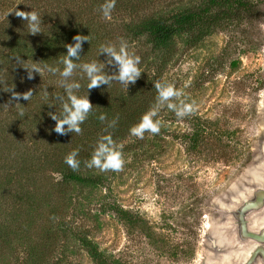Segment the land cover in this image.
Here are the masks:
<instances>
[{"label": "rangeland", "instance_id": "374dc122", "mask_svg": "<svg viewBox=\"0 0 264 264\" xmlns=\"http://www.w3.org/2000/svg\"><path fill=\"white\" fill-rule=\"evenodd\" d=\"M90 1L0 0V38L11 35L13 27L28 30L15 10L37 12L42 30L54 14L65 20L76 13L82 23L89 21L84 7ZM201 1L155 0L135 15H92L101 31L88 42L83 63L103 64L112 74L116 68L99 54L100 46L119 49L123 42L129 54L140 57L142 73L127 90L116 81L87 90L88 80L77 68L70 78L81 85L77 95L88 92L90 100L97 89L102 103L129 118L133 109L144 114L155 104L153 84L162 81L183 89L197 108L183 119L162 108L157 135L138 139L130 127L123 130V139L114 141L123 146L122 171L77 170L98 183L65 182L53 168L66 152L94 150L109 134L107 126L100 125V136L90 127L80 134L55 133V121L49 115L39 118L37 111L43 103L52 104L57 114L62 110L54 98L65 95L59 74L45 69L28 80L23 67L31 68V62L2 68H9L14 91L32 89L34 97L6 106L11 93L0 83V264H96L79 247L78 236L90 240L107 264H239L256 241L247 227L264 222V190L257 189L264 183V0H254L259 10L253 19L226 22L195 45L183 36L155 49L144 37L125 35L129 21L168 16ZM21 108L26 121L17 117ZM17 164L24 174L8 178L9 166ZM121 210L136 221L123 218ZM258 243L263 248L264 237ZM257 247L245 264L260 255Z\"/></svg>", "mask_w": 264, "mask_h": 264}, {"label": "trees", "instance_id": "16d2710c", "mask_svg": "<svg viewBox=\"0 0 264 264\" xmlns=\"http://www.w3.org/2000/svg\"><path fill=\"white\" fill-rule=\"evenodd\" d=\"M64 1V0H62ZM155 0H116L115 7L112 12H127L128 14L135 15L136 12L145 8L144 5L152 4ZM105 3V0H92L88 5L84 7L85 14L90 16L89 21L82 23L77 17L76 13L69 19H58L53 16H49L48 25L43 26L41 33L37 35L28 34V30L25 31L24 26L22 28L13 27V33L1 37L0 41V75L2 77H8L6 79L7 86H12L15 80L13 77L7 75V71L12 70L11 67L17 65L15 56H20L21 60L28 63H37V66L44 68L45 65L63 66L59 61L67 53V49L63 46L64 44L74 43L72 37L80 34L88 36V41L97 40L101 29L98 28L95 22L92 20L94 12L96 14H102L100 6ZM259 10V6L254 0H202L199 4L187 7L182 10H178L168 16L141 18L138 22L134 23L129 21L124 28L125 34L131 39H138L144 37L146 41L155 49L166 46L176 37H187L189 42L193 45L199 43L202 39L207 37L215 31L217 28L222 27L226 22H238V21H249L256 17ZM73 22V24H69ZM101 37V36H100ZM88 42L82 44V51L80 52L79 60H75L74 63L81 64L84 61V55L88 51ZM5 49L6 53L2 56L1 50ZM9 64V68L3 70L2 68ZM9 70V71H10ZM5 74V76H3ZM4 87V84L2 85ZM155 90V89H154ZM152 93H157L154 91ZM151 93V94H152ZM102 92L95 90L93 94H90V101L93 105L92 111L88 115L87 119L80 125L81 128H95L100 130L99 136L103 133L101 131L102 126H107L109 134L112 136L114 141L123 139L125 133L123 130H127L128 127L139 122L144 110L133 109L134 113L129 118L125 116L116 115L111 107L101 102L103 96ZM34 95L32 96V98ZM126 100V98H125ZM130 99L129 101H132ZM127 101V100H126ZM124 103V98L122 99ZM57 109V108H55ZM54 108H51L49 104L43 103L37 111L39 118L48 115L49 112H55ZM61 112V111H60ZM26 114V113H25ZM18 114V119L26 121L25 116ZM100 114L106 116L107 122L100 121L98 119ZM116 120L114 127H109V123L112 120ZM18 121V120H16ZM104 123V124H103ZM115 129V130H114ZM105 134V133H104ZM97 137V136H96ZM66 152L62 155V162L60 166H55L53 170L59 171L61 178L65 182L73 183H98V180L92 177H85L80 173L73 171L66 163L65 157L70 153ZM93 150L80 149L78 151L77 159L80 161L79 168L86 167L85 161L91 158ZM55 164V163H54ZM58 167V168H57ZM24 173L22 166L18 167V164L9 166V171L6 176L11 179H17ZM9 185V184H8ZM123 218H128L130 221H136L129 217L128 212L121 210ZM79 247L85 251V253L96 262V264H107L106 259L98 251L96 246L88 240L86 237H77Z\"/></svg>", "mask_w": 264, "mask_h": 264}, {"label": "clouds", "instance_id": "9594fccd", "mask_svg": "<svg viewBox=\"0 0 264 264\" xmlns=\"http://www.w3.org/2000/svg\"><path fill=\"white\" fill-rule=\"evenodd\" d=\"M116 0H105L100 8L103 16L108 19L110 18L111 12L115 7ZM14 11V10H13ZM11 11V12H13ZM10 13V12H9ZM14 14L16 17L25 21L28 25V34L37 35L41 33L42 18L37 12L15 10ZM74 43L64 44L63 46L67 49L66 55L59 61L63 65L62 70L59 67H52L45 65L44 68L37 66L36 62H33L32 67H23L27 72V79L31 80L34 78V73L41 75L46 69L53 75L59 74L61 79V87L64 89V96L57 95L54 98L59 101L61 105V112H49L50 118L55 121L54 128L52 131L59 135L66 133H77L80 134L82 129L80 125L87 119L88 115L92 111L93 105L88 98V92L86 96H79L76 93L80 89L81 85L77 82H70V78L73 76L74 71L80 68L85 74L88 84L87 90L94 88H100L102 85H109L112 81L119 82L127 90L128 86L134 85L141 76V70L138 67L140 64V57L134 54H129L125 43H121L119 49L112 45H101L99 54L103 53L106 56V63L108 65H114L116 71L112 74H108L105 71L103 64H97L93 61L90 63L76 64L75 60H79L80 52L82 51V44L88 41V36L74 35L72 37ZM16 63L20 66L24 60L20 59V56H15ZM22 67V66H21ZM4 84L2 90L4 92L11 93L9 100L6 102V106L16 101L15 105H21L18 101L23 99L29 101L33 94L32 89L20 93L14 91V85L11 87L7 86L6 81H0ZM156 89V102L155 104L144 114H142L139 122L133 125L130 129V135L143 139L145 133H151L157 135L161 131L162 122L160 119H156L159 111L166 107L172 111L178 119H183L195 113L197 110L195 101L188 102L184 98L183 89H178L175 85L156 81L153 84ZM45 96L49 95V92L44 89ZM49 106H53L49 104ZM20 116L24 115V111L21 108L19 112ZM98 119L105 121L106 116L100 114ZM116 120H112L109 123V127H114ZM122 145L119 147L114 142L110 134L102 135L96 142L94 150L91 154V158L85 161V165L88 168H95L101 172L113 171L119 172L123 170L125 160L123 158ZM78 149H74L65 157V163L73 170L79 169L80 161L77 159Z\"/></svg>", "mask_w": 264, "mask_h": 264}, {"label": "bare ground", "instance_id": "6f19581e", "mask_svg": "<svg viewBox=\"0 0 264 264\" xmlns=\"http://www.w3.org/2000/svg\"><path fill=\"white\" fill-rule=\"evenodd\" d=\"M264 110V109H263ZM261 156L264 157V143H262L261 145ZM257 189L259 190H264V183H262V185H260L259 187H257ZM259 191V193L261 192ZM263 202H264V199H263ZM262 207L264 208V203L262 205ZM261 210H259L260 212ZM253 220V218H252ZM251 221V220H250ZM260 227H255L253 225H249V228L247 227V230L248 232H250L252 234V236H256V241L254 243H251L249 241V243H251V245H249L247 251H245V253L242 254V256H240V260H239V264H245V258L246 256L248 255L249 251H251L253 248L257 247L258 245H260L258 242H260V238L261 237H264V222L260 221ZM246 227V226H245ZM242 235V234H241ZM243 236V235H242ZM240 237V235H239ZM244 240V239H243ZM262 247V246H261ZM260 246L257 247V251L259 250L260 251V255H256V257L253 259L251 257V260H252V264H264V245H263V248H261ZM240 248V247H239ZM238 249V248H236ZM255 250V249H254ZM239 251L241 252V250L239 249ZM244 252V251H243ZM234 253V252H233ZM235 254H237L235 252ZM239 259V258H238Z\"/></svg>", "mask_w": 264, "mask_h": 264}]
</instances>
